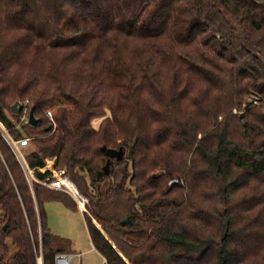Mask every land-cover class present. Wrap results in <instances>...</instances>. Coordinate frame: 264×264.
I'll list each match as a JSON object with an SVG mask.
<instances>
[{"label":"trees","instance_id":"obj_1","mask_svg":"<svg viewBox=\"0 0 264 264\" xmlns=\"http://www.w3.org/2000/svg\"><path fill=\"white\" fill-rule=\"evenodd\" d=\"M0 118L109 264H264V0H0ZM31 181L0 130V264L72 251Z\"/></svg>","mask_w":264,"mask_h":264},{"label":"built area","instance_id":"obj_2","mask_svg":"<svg viewBox=\"0 0 264 264\" xmlns=\"http://www.w3.org/2000/svg\"><path fill=\"white\" fill-rule=\"evenodd\" d=\"M59 106V105H58ZM56 107H49L45 110L46 116L51 118L52 120H55L54 116L56 114L57 108ZM68 112L71 113L73 110V107L68 106ZM22 121L24 122H30L29 119V114H28V107H25L23 110V114L21 117ZM57 123L55 124V126ZM0 130L2 131L3 135L6 137L8 142L10 143L13 151H15L19 161L21 162L22 166L26 168L27 170V175L30 180L34 179L38 181L39 183H43L45 185H48L52 188H60L68 193H70L73 198H76L78 201L79 209L81 212H84L87 210V203H88V198H86L79 190L75 182H72V180L68 176V167L67 166H61L58 165V160L57 156L51 159H46L45 165L41 166L39 170L41 171H46V170H51L50 173L46 175L45 178L39 179L36 175V171L34 167H31L27 164L26 160V152L22 150L25 146L27 147L33 137L31 136H24L23 138L17 139L13 137L9 130L6 128L5 123L3 120L0 118ZM82 251H79L77 254L80 256ZM102 256V255H101ZM75 259V253L74 252H69V251H60L56 253L55 255V263L56 264H75L74 263ZM102 264H109L104 256H102ZM42 263V261H41ZM43 264V263H42Z\"/></svg>","mask_w":264,"mask_h":264},{"label":"rangeland","instance_id":"obj_3","mask_svg":"<svg viewBox=\"0 0 264 264\" xmlns=\"http://www.w3.org/2000/svg\"><path fill=\"white\" fill-rule=\"evenodd\" d=\"M22 150L27 152V147L25 146ZM47 158L51 159L54 157ZM45 208L48 215V225L55 235L60 238L58 244H64L66 242L65 240L68 239V247L70 250L75 251L76 246L79 251H82L80 256L77 254L79 251L74 252L75 264H102V256L92 246L89 231L86 228L84 214L80 209L73 211L67 208L63 201L60 200H47L45 202ZM99 227L102 228L101 225ZM62 238L64 240L61 241ZM41 261V258H39V264H42Z\"/></svg>","mask_w":264,"mask_h":264},{"label":"water","instance_id":"obj_4","mask_svg":"<svg viewBox=\"0 0 264 264\" xmlns=\"http://www.w3.org/2000/svg\"><path fill=\"white\" fill-rule=\"evenodd\" d=\"M22 108H23V104L20 103L19 101H16V102H14V104H13L12 110H13L14 112H16V113H19V112H21ZM29 119H30V122H31L32 124H37V123L39 122V119L35 117V114H34V108H32V109L30 110V112H29ZM109 153H110L111 155H113L114 153H116V151L113 150V151H110ZM109 162H110V158L107 160V162H106V166H105V169H107V171H108L109 168H110ZM127 221H130V217H128V218H126L125 220H123V222H127Z\"/></svg>","mask_w":264,"mask_h":264},{"label":"crops","instance_id":"obj_5","mask_svg":"<svg viewBox=\"0 0 264 264\" xmlns=\"http://www.w3.org/2000/svg\"><path fill=\"white\" fill-rule=\"evenodd\" d=\"M92 242V241H91ZM92 246H93V244H92ZM94 248H95V246H93ZM75 251H71V252H76V251H79V249L78 248H76V246H75V249H74ZM70 252V251H69ZM101 255V254H100Z\"/></svg>","mask_w":264,"mask_h":264}]
</instances>
